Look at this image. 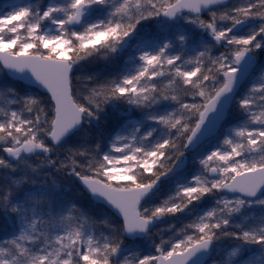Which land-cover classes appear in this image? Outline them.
<instances>
[{
    "label": "snow or ice",
    "instance_id": "1",
    "mask_svg": "<svg viewBox=\"0 0 264 264\" xmlns=\"http://www.w3.org/2000/svg\"><path fill=\"white\" fill-rule=\"evenodd\" d=\"M0 264H264V0L0 4Z\"/></svg>",
    "mask_w": 264,
    "mask_h": 264
},
{
    "label": "rangeland",
    "instance_id": "2",
    "mask_svg": "<svg viewBox=\"0 0 264 264\" xmlns=\"http://www.w3.org/2000/svg\"><path fill=\"white\" fill-rule=\"evenodd\" d=\"M5 2V0H0V4H3Z\"/></svg>",
    "mask_w": 264,
    "mask_h": 264
}]
</instances>
